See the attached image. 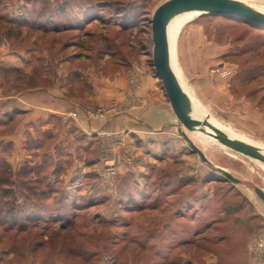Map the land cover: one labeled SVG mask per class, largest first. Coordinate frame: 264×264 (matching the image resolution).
Segmentation results:
<instances>
[{"label": "rangeland", "instance_id": "374dc122", "mask_svg": "<svg viewBox=\"0 0 264 264\" xmlns=\"http://www.w3.org/2000/svg\"><path fill=\"white\" fill-rule=\"evenodd\" d=\"M166 1L0 0V93L17 97L47 88L94 116L137 109L141 80L157 78L151 20ZM237 1L264 11V0ZM184 55L208 67L211 84L228 80L237 113L247 112L239 101L251 104L250 125L237 119L238 126L215 125L264 146V27L196 14L172 44L170 63L182 85ZM105 80L128 96L109 94ZM256 111L263 119L254 118ZM60 115L49 117L54 130L64 122ZM18 124L19 117L10 126ZM186 133L209 166L195 154L145 158L137 176L102 162L85 170L74 189H68L72 166H55L56 151L41 166H20L14 175L1 156L0 264H264V203L253 190L264 192V164ZM39 138L43 145L29 154L51 153L56 135ZM110 141L94 144L99 159Z\"/></svg>", "mask_w": 264, "mask_h": 264}, {"label": "crops", "instance_id": "0c3cea01", "mask_svg": "<svg viewBox=\"0 0 264 264\" xmlns=\"http://www.w3.org/2000/svg\"><path fill=\"white\" fill-rule=\"evenodd\" d=\"M224 51L225 49L222 53ZM184 59L179 63L178 71L185 84L182 85L180 81L179 83L193 107L214 124L238 126L233 124L237 119L250 125L248 121L253 119V115L247 113L251 105L249 101H239L238 106L246 108L247 112L245 115L237 113V100L230 93L228 80H217L215 85L211 84L206 73L207 66L189 59L188 55H184ZM107 81L105 80L107 87L104 90L109 91V94L121 91L122 95H127L124 90H118L121 86L115 81L112 83ZM117 81L121 82L120 79ZM139 86L135 95L140 107L131 108L117 117L111 114L89 115L78 107L77 100H73L71 106L64 98L65 93L50 94L47 88L38 93L17 97L12 94L3 96L0 93V157L5 156L4 161L8 165L9 173L16 174L20 166L31 167L37 164L41 166L48 160L47 156L54 158L56 151L53 162L55 166L61 167L65 163L72 166V173L68 172V177L72 176L70 179L72 186H68V189H74L75 183L86 177L85 170L90 173L91 168L101 165L102 162L108 167L116 163L118 173L139 176L143 173L139 172L148 164L145 158L162 161L192 156L193 152L187 147L188 143L180 136V123L157 78H145L141 80ZM220 90L222 93H218ZM127 96L119 97L120 100L126 101ZM69 111L76 112L77 118L70 119L67 115ZM52 114L66 116L62 117L64 122L55 130L50 126L53 119L49 117H52ZM61 115L57 118L61 119ZM17 117L19 124L15 127L10 126ZM260 117L263 119L262 112L256 111L254 118L259 120ZM6 127L8 130H3ZM45 133L46 140L56 135L57 140L52 146V152L46 154L44 150V154L40 152L39 157L29 154L30 148L34 146L41 148L43 143L38 137L44 136ZM106 139H110L111 144L108 154L101 160L94 149V144L96 141L97 144L106 142ZM126 157L130 158V164L125 163ZM68 197L71 198V195Z\"/></svg>", "mask_w": 264, "mask_h": 264}, {"label": "water", "instance_id": "95a60500", "mask_svg": "<svg viewBox=\"0 0 264 264\" xmlns=\"http://www.w3.org/2000/svg\"><path fill=\"white\" fill-rule=\"evenodd\" d=\"M183 10L200 11L199 14L201 15L210 14L227 18L233 17L245 23L262 27H264V12L237 0H169L154 11L151 20L152 65L155 76L161 83L174 115L180 126L185 130L179 131L180 136L199 156L200 160L208 164V166L210 163L202 151L194 145L186 131L202 134L228 150L264 164V146L227 132L217 127L209 118L203 116L193 107L173 72L170 65L167 21L173 13ZM214 172L234 184L240 183L238 179L224 169L214 168ZM253 190L256 196L264 203V192L259 188H254Z\"/></svg>", "mask_w": 264, "mask_h": 264}, {"label": "bare ground", "instance_id": "6f19581e", "mask_svg": "<svg viewBox=\"0 0 264 264\" xmlns=\"http://www.w3.org/2000/svg\"><path fill=\"white\" fill-rule=\"evenodd\" d=\"M262 12H264V11H262ZM199 13H200V11H196V10H183V11L173 13L169 17V19L167 21V39H168L169 55H171L173 40H174V37H175V34H176L178 28H180V26L184 22H186L187 20H189L190 18H192L193 16H195L196 14H199ZM170 65H171V63H170ZM173 72H174V70H173Z\"/></svg>", "mask_w": 264, "mask_h": 264}, {"label": "flooded vegetation", "instance_id": "af4514ba", "mask_svg": "<svg viewBox=\"0 0 264 264\" xmlns=\"http://www.w3.org/2000/svg\"><path fill=\"white\" fill-rule=\"evenodd\" d=\"M198 148V147H197ZM199 149V148H198ZM191 152H193V154L197 155L191 148H190ZM203 153V152H202ZM198 156V155H197ZM205 156V155H204ZM199 157V156H198ZM205 158L207 159V157L205 156ZM200 159V158H199ZM207 161L209 162V160L207 159ZM210 163V162H209ZM206 164V163H205ZM211 164V163H210ZM222 169V168H221Z\"/></svg>", "mask_w": 264, "mask_h": 264}, {"label": "trees", "instance_id": "16d2710c", "mask_svg": "<svg viewBox=\"0 0 264 264\" xmlns=\"http://www.w3.org/2000/svg\"><path fill=\"white\" fill-rule=\"evenodd\" d=\"M227 18V17H226ZM243 22V21H242ZM245 23V22H244ZM246 24H248V23H246ZM252 25H255V24H252ZM259 26V25H258ZM26 221V220H25ZM27 225V224H26ZM21 227H23V226H21ZM15 228V227H14Z\"/></svg>", "mask_w": 264, "mask_h": 264}, {"label": "built area", "instance_id": "2783aa9c", "mask_svg": "<svg viewBox=\"0 0 264 264\" xmlns=\"http://www.w3.org/2000/svg\"><path fill=\"white\" fill-rule=\"evenodd\" d=\"M217 72L220 73L218 70H217ZM71 114H72V113H71ZM72 115H73V114H72ZM92 115H94V114H92ZM64 118H65V117H64Z\"/></svg>", "mask_w": 264, "mask_h": 264}]
</instances>
